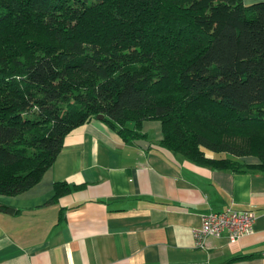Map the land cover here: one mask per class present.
<instances>
[{
  "label": "trees",
  "instance_id": "16d2710c",
  "mask_svg": "<svg viewBox=\"0 0 264 264\" xmlns=\"http://www.w3.org/2000/svg\"><path fill=\"white\" fill-rule=\"evenodd\" d=\"M96 120L123 142L158 121L173 154L264 171V2L0 0V196ZM69 191L56 183L51 203Z\"/></svg>",
  "mask_w": 264,
  "mask_h": 264
},
{
  "label": "crops",
  "instance_id": "0c3cea01",
  "mask_svg": "<svg viewBox=\"0 0 264 264\" xmlns=\"http://www.w3.org/2000/svg\"><path fill=\"white\" fill-rule=\"evenodd\" d=\"M140 133L146 146L123 142L100 120L79 126L36 185L0 196V264H264L259 160L215 170L163 148L158 121ZM56 183L70 191L51 203ZM228 209L253 212L252 233L196 248L202 217Z\"/></svg>",
  "mask_w": 264,
  "mask_h": 264
},
{
  "label": "built area",
  "instance_id": "2783aa9c",
  "mask_svg": "<svg viewBox=\"0 0 264 264\" xmlns=\"http://www.w3.org/2000/svg\"><path fill=\"white\" fill-rule=\"evenodd\" d=\"M255 214L251 211L228 209L224 212L209 213L202 217L200 227L193 230L194 246L205 247L207 238H220L223 234L230 242L252 233Z\"/></svg>",
  "mask_w": 264,
  "mask_h": 264
},
{
  "label": "water",
  "instance_id": "95a60500",
  "mask_svg": "<svg viewBox=\"0 0 264 264\" xmlns=\"http://www.w3.org/2000/svg\"><path fill=\"white\" fill-rule=\"evenodd\" d=\"M98 118H102L101 116H99ZM136 145H138L139 147H143V144L144 146H146V143L142 140H137L134 142Z\"/></svg>",
  "mask_w": 264,
  "mask_h": 264
}]
</instances>
